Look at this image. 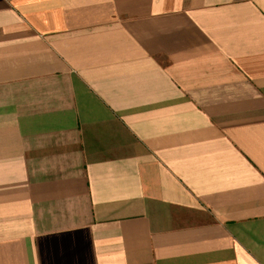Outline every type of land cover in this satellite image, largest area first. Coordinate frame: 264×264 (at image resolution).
Returning <instances> with one entry per match:
<instances>
[{
	"label": "crops",
	"instance_id": "crops-1",
	"mask_svg": "<svg viewBox=\"0 0 264 264\" xmlns=\"http://www.w3.org/2000/svg\"><path fill=\"white\" fill-rule=\"evenodd\" d=\"M0 264H264V0H0Z\"/></svg>",
	"mask_w": 264,
	"mask_h": 264
}]
</instances>
